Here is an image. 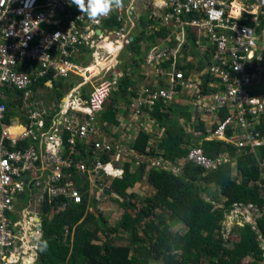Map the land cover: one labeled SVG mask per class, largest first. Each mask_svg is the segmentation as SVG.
<instances>
[{
	"label": "built area",
	"instance_id": "2783aa9c",
	"mask_svg": "<svg viewBox=\"0 0 264 264\" xmlns=\"http://www.w3.org/2000/svg\"><path fill=\"white\" fill-rule=\"evenodd\" d=\"M145 1L146 15L153 19L147 24L151 33L156 37L155 33L164 30L167 36L158 43L149 41L145 48L146 64L155 74L152 84L144 83L130 99L136 118H151L146 108L151 112L158 106L172 113L175 109L190 112L192 121L184 117L181 121L193 140L206 136L195 128V122H204L207 137L254 153L257 164L264 168V158L257 153L264 145V135L256 128L264 115V0ZM136 13V0H122L119 8L98 22L70 0H0V264L37 262L40 215L34 210L20 211L23 217L18 219L22 194L28 190L38 194L40 203L45 197L54 200L61 195L80 203L74 169L90 174L97 188L103 177L113 175L107 166L120 173L114 177H121L120 164L136 154L114 138L99 137L101 112L120 88L121 78L133 76L129 66L125 74L116 70L119 59L115 53L133 42ZM87 43L99 49L92 50L103 52L104 64L94 59L92 65L83 64V56L75 59L79 47ZM208 46L214 47L210 53ZM201 59L206 64L202 68L198 67ZM183 60L192 67L179 65ZM164 61H171V72ZM49 74L53 78L75 75L77 79L56 109L37 101L30 88ZM7 88L22 94V105L10 123H6L10 114L6 102L17 99L8 96ZM224 110L226 116L222 117ZM78 144L87 147L86 153ZM104 154L110 155L111 163L99 160ZM76 156L81 157L75 162ZM136 158L148 161L149 169L162 167L174 173L184 162L200 166L206 173L235 159L227 151L207 156L201 143L191 144L176 163L162 156L139 154ZM256 183L263 192V184ZM252 207L235 204L224 225L234 217L254 224Z\"/></svg>",
	"mask_w": 264,
	"mask_h": 264
},
{
	"label": "trees",
	"instance_id": "16d2710c",
	"mask_svg": "<svg viewBox=\"0 0 264 264\" xmlns=\"http://www.w3.org/2000/svg\"><path fill=\"white\" fill-rule=\"evenodd\" d=\"M142 21L146 27L153 19L144 15ZM163 33L164 30L160 34ZM146 36L143 31L134 42L140 43ZM191 37L194 39V34ZM212 50L214 47L208 46L209 53ZM204 65L205 61L201 59L198 67L202 68ZM25 68L29 71L31 65ZM50 77L51 74L30 87L35 98L40 84ZM132 84L129 76L121 78L120 88L111 101L120 98L128 101L135 94L130 89ZM6 91L14 99L12 95L15 91L11 88ZM58 95L60 97L50 103L59 104L62 94ZM15 97L17 100L6 102L10 111L6 123H10V119L17 115L18 105H22L21 97L16 94ZM130 102L131 100L128 101ZM44 103L48 105V102ZM113 108H116L114 103L110 109L114 113ZM146 110L153 120L166 127V132L162 140L155 147H151L153 137L146 131H140L132 147L137 155L152 158L162 156L167 161L176 163L187 153L191 144L195 141L199 143L198 139L193 140L184 132V122L177 120L172 112L164 111L159 106L151 112L148 108ZM182 113L188 117L187 120L192 121L190 112ZM106 114L112 120L113 116L109 112ZM220 115L226 116V110ZM104 116L106 117L103 114ZM204 125V122H195V128L202 130L206 138L208 131ZM256 128L264 135V115ZM201 146L210 157L227 151L231 157H235L232 160L235 166L230 161L204 173L202 167L184 162L180 170L174 173L162 167L149 169L148 161H138L132 156L124 164L122 178L113 179L108 186V178L103 177L100 181L103 184L96 189L106 188L104 195L119 205L129 206L130 209L133 206L127 199L134 194H128V188H132L146 176L148 185L154 190L152 196L144 199L143 204L135 208V213L126 211L116 226H110L98 211L99 201L94 197L90 199L91 190H95L90 180L91 175L74 169L73 180L81 193L82 202L75 203L64 195L54 200L44 198L40 207L36 264H154L157 260H161V264H243L246 258H251V264H264V248L261 247V242L264 243V191L256 183L264 186V168L259 167L254 153L241 152L223 140L204 139ZM77 148L86 153L87 147L84 144H78ZM257 153L264 158V145ZM100 156L101 162L110 161V155ZM80 157L76 156L75 162ZM212 187L216 188V193L211 191ZM109 192L110 195H107ZM222 199L223 202L220 201ZM64 202L66 206H62ZM235 204L253 205L251 212L254 215V224L234 217L231 218V223L224 225L226 216L234 209ZM234 222L236 224L233 226ZM173 224H182L185 232L179 234L171 231ZM235 232L237 238L232 237ZM122 238L127 240L126 244H119L118 240ZM230 242L232 243L229 246Z\"/></svg>",
	"mask_w": 264,
	"mask_h": 264
},
{
	"label": "crops",
	"instance_id": "0c3cea01",
	"mask_svg": "<svg viewBox=\"0 0 264 264\" xmlns=\"http://www.w3.org/2000/svg\"><path fill=\"white\" fill-rule=\"evenodd\" d=\"M149 11V8L146 9H141L140 7H137V13L135 15H133L134 17V23L135 26L133 28V42L135 41V39L138 38V36H141V33L143 31H145V33L148 35L146 37H144L143 40L140 41V43L138 42H134L132 43V45L128 48H124L125 51H128L127 54L126 52H124V49H121L120 53L119 51L115 54L116 57H118V65L116 66V70L117 71H121L122 74H125L126 69L129 67L132 68V73L133 76L130 77V79L133 81V84L131 85V89L135 91V94L137 95V91H139V89L144 85V83L146 85H150L152 84L153 81V76L155 74L154 70H151L150 67L147 66L146 64V58H145V48L147 49V47H149V41H152L155 43L159 42V38L163 37V36H167L166 33L160 34L162 33V31H159L157 33H155L157 36L152 37L153 33H151V29L148 28V25L145 27L144 23H142V18L146 15V13ZM150 23V22H148ZM151 33V34H150ZM96 43V42H94ZM86 45V46H85ZM85 45H81L79 47V50L76 54V60H79V58L81 59L83 56V64H93V60L96 62L97 61H101L103 63H105V61H103V57H101V53H103L101 50L97 51L99 49H97L98 47L96 46V44H91L87 43ZM92 49H97V50H92ZM112 45H111V50H112ZM91 53V55H90ZM108 54L109 51L107 52V54L105 55L106 58H108ZM89 56L90 60H87V57ZM115 57V56H114ZM171 61H164L163 65L164 67L171 72ZM179 65H182V67H192V63L191 62H186V60L183 61H178ZM90 65V66H91ZM150 69V70H149ZM166 77V75L164 76ZM77 82L76 76L72 75L70 78H63V77H57V78H53L50 77L48 78L45 83L40 84V87H38L37 89V98L36 100L39 102H48L45 106L47 108H52V109H56L58 108V105L55 102L50 103L51 101H53V99H49L50 97L54 96V98H58L60 97L58 94L61 93L62 95L65 94L67 91H69V89L74 86V84ZM164 85V81L162 83ZM33 91V90H32ZM82 92H85L84 90H81ZM34 92V91H33ZM16 96L20 97L17 92H14L12 97L16 98ZM132 95L131 98L135 97L136 95ZM130 98V99H131ZM129 99V100H130ZM128 100V101H129ZM182 100V99H181ZM128 101H125V99H117L116 101H111V99L109 100V102L106 104L105 110L103 111V113H101L100 117H99V137L101 139L104 138H108V139H112L114 138L118 144L123 145L124 148H126L127 150L131 151V152H135L134 149L132 147H134V144L136 143V139L140 133V131H146L148 132L152 137H153V141L151 142V147H155L157 145V143H159L162 138L165 136V132H166V127L159 125L157 123V121L151 119L148 115H140L139 117L136 118V116L134 115V113L132 112V108L129 107V103ZM60 102V101H59ZM115 105V109L114 113L110 111L112 105ZM182 103V102H181ZM180 103V104H181ZM182 107V106H180ZM176 111V110H175ZM107 112H109L113 118L112 120L109 119L108 115L106 114ZM182 113V112H181ZM103 114L106 115V117H103ZM115 114V115H113ZM183 114V113H182ZM184 115V119H187L188 117ZM151 137V138H152ZM212 137H203L198 139L199 143H202L203 140L205 139H211ZM202 141V142H201ZM130 147H129V146ZM129 147V148H128ZM203 148V147H202ZM150 149V148H148ZM235 171V169H234ZM147 172V169H146ZM235 174L236 171H235ZM146 176H144V178L142 180H140L139 182H137L132 188H128V190H133L134 188H137L140 183H146L147 186L148 183L146 181ZM150 187V186H149ZM153 190V189H152ZM29 191V190H28ZM37 193V191H36ZM129 193V192H127ZM154 193V190H153ZM110 195V194H109ZM34 196H38V194H31L32 199L34 198ZM106 197V196H105ZM31 199V200H32ZM39 197H36L35 200H38V205L39 204ZM111 199V198H110ZM24 200H27V191H26V195H24V197L21 198L20 202H18L17 207L18 209H20L21 212H24V214H26L28 211H33L37 214H39L38 210H35L37 205H33L30 203L29 207L32 206V209L28 208L26 205L23 204ZM220 201H224V199L220 200ZM23 210V211H22Z\"/></svg>",
	"mask_w": 264,
	"mask_h": 264
},
{
	"label": "rangeland",
	"instance_id": "374dc122",
	"mask_svg": "<svg viewBox=\"0 0 264 264\" xmlns=\"http://www.w3.org/2000/svg\"><path fill=\"white\" fill-rule=\"evenodd\" d=\"M136 6L141 9H146V6H147V2L145 0H136ZM125 48H128V47H125ZM124 52H127L128 51H125L124 49ZM106 58V57H105ZM104 60V59H103ZM99 63L101 64H104L103 62L99 61ZM92 69H95V67H93ZM49 99H53L55 100L54 96L50 97ZM57 99V98H56ZM110 100V99H109ZM108 100V102H109ZM181 101V98L179 99L178 102ZM107 102V103H108ZM173 116H175V118L178 120L181 121V119H183V116L180 112L178 111H174L173 112ZM196 142V141H195ZM194 142V143H195ZM129 146V145H128ZM130 147V146H129ZM128 147V148H129ZM139 186L137 188H134L133 190H127V192H129L128 194H134L133 196L129 197L127 199V201L133 206L131 207V209L129 208V206H124V205H119V203L117 202H113L112 199H110L109 196H106L105 198H103V194H100L99 197H100V200H98V204H97V208H98V211L101 212L102 216L107 220V223L110 225V226H116L118 222H120V219H121V216L124 215V213L127 211V212H131V213H135L136 210L135 208L141 206V204H143L144 202V199L150 197L153 195V190L151 187L147 186L146 183H140L138 184ZM92 186L93 188H95V183L93 182L92 183ZM91 188V189H93ZM211 191L213 193H216L217 190L215 187H212L211 188ZM92 193H94V191H92ZM203 197H207L205 194H202ZM36 197H39V196H34V198L32 199L31 197V193L29 191H27V200H25L23 202L24 205H26L28 208L32 209V206L33 205H37L35 208V210H38L40 211V206L38 205V200H35ZM32 199V200H31ZM32 204V206L29 207V204ZM135 206V207H134ZM247 210V208H244V211ZM89 211L93 212V209L92 208H89ZM95 214V213H94ZM97 216V215H96ZM22 215H21V212H20V209H19V215H18V219H22ZM38 221V220H37ZM253 222V221H252ZM233 226L236 224V222L232 223ZM241 224V222L239 223ZM232 228V227H231ZM229 228V230L231 229ZM171 231H174V232H177L179 234H183L185 232V227L182 225V224H173L170 228ZM119 231H122L121 229ZM125 234V233H124ZM126 235V234H125ZM236 232L232 235V237L234 238H237L236 236ZM117 236V235H116ZM261 241V240H260ZM119 244H122L120 242H123L124 244L127 243V240L122 238V240H118ZM232 242H230L229 246L231 245ZM261 247L264 248V243L261 242ZM154 264H161V260H157L154 262ZM243 264H251V258H246L244 259L243 261ZM260 264H263V263H260Z\"/></svg>",
	"mask_w": 264,
	"mask_h": 264
},
{
	"label": "clouds",
	"instance_id": "9594fccd",
	"mask_svg": "<svg viewBox=\"0 0 264 264\" xmlns=\"http://www.w3.org/2000/svg\"><path fill=\"white\" fill-rule=\"evenodd\" d=\"M121 3H122V0H70L71 5H74L81 13H86L90 20L97 21V22L99 21V19L101 17H107L113 11L114 8H119L121 6ZM132 156L136 158L137 154L130 155L128 158H130ZM128 158H126L127 161H125V162H128V160H129ZM125 162H122L121 164L119 163L120 167L123 170H124ZM108 163H111V161H108L105 164H108ZM106 170L113 175H119L120 174L118 172H113L111 165L107 166ZM113 175L105 176L108 178V182H107V183H109L108 186H110V183L112 182L113 179L122 178L124 176V173L121 177H114ZM106 190H107L106 188H103L102 190L96 189V188H95V190L94 189L91 190L90 199L92 197H94L95 200H100L99 195L102 193H106L105 192ZM92 191H94V193H92ZM109 194H110V192H109ZM109 194H107V195H109ZM105 196L106 195L103 194V198H105ZM39 204L41 207L42 203H40V200H39ZM39 215H40V211H39ZM39 218L41 221V217H38V219Z\"/></svg>",
	"mask_w": 264,
	"mask_h": 264
},
{
	"label": "water",
	"instance_id": "95a60500",
	"mask_svg": "<svg viewBox=\"0 0 264 264\" xmlns=\"http://www.w3.org/2000/svg\"><path fill=\"white\" fill-rule=\"evenodd\" d=\"M90 55H91V53H90ZM87 60H90L89 56L87 57ZM17 94H18L20 97L22 96V94H21L20 92H17ZM21 197H24V194H22ZM38 221H40V218L38 219Z\"/></svg>",
	"mask_w": 264,
	"mask_h": 264
},
{
	"label": "bare ground",
	"instance_id": "6f19581e",
	"mask_svg": "<svg viewBox=\"0 0 264 264\" xmlns=\"http://www.w3.org/2000/svg\"><path fill=\"white\" fill-rule=\"evenodd\" d=\"M97 61V60H96Z\"/></svg>",
	"mask_w": 264,
	"mask_h": 264
}]
</instances>
